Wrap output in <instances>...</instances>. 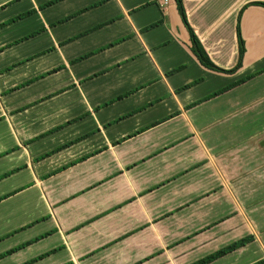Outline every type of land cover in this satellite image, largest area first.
Segmentation results:
<instances>
[{
	"label": "crops",
	"instance_id": "0c3cea01",
	"mask_svg": "<svg viewBox=\"0 0 264 264\" xmlns=\"http://www.w3.org/2000/svg\"><path fill=\"white\" fill-rule=\"evenodd\" d=\"M50 1L0 0V254L51 233L0 264H101L120 226L252 235L219 259L264 260V0H183L217 67L242 41L231 73L175 0Z\"/></svg>",
	"mask_w": 264,
	"mask_h": 264
},
{
	"label": "rangeland",
	"instance_id": "374dc122",
	"mask_svg": "<svg viewBox=\"0 0 264 264\" xmlns=\"http://www.w3.org/2000/svg\"><path fill=\"white\" fill-rule=\"evenodd\" d=\"M198 228L199 227L173 228L170 226L160 229L150 227L145 230H140L139 228L123 229L120 226L116 229V234L119 235V238H123L118 240L117 243L112 244V248L106 249L107 247H104L101 250L106 251L114 249V253L111 254V257L103 259L101 264H189L220 249L228 241V238L214 239L213 234L209 233H207L208 235H196L195 230ZM204 228L206 227L200 228L201 233L207 230H204ZM187 233L192 237L195 234V237L188 239L185 237ZM126 235L133 237L131 247H128V249L125 244L118 243L125 240ZM246 254L247 252L243 255L244 258H238L237 256H230L225 260H220L222 259L220 258L219 260L221 263L219 264L253 263L256 256L254 257L252 252ZM49 261L50 259L42 260L40 262L38 261L39 263L37 264H50L53 260Z\"/></svg>",
	"mask_w": 264,
	"mask_h": 264
},
{
	"label": "trees",
	"instance_id": "16d2710c",
	"mask_svg": "<svg viewBox=\"0 0 264 264\" xmlns=\"http://www.w3.org/2000/svg\"><path fill=\"white\" fill-rule=\"evenodd\" d=\"M56 1H58V0H52L49 3H47V5L48 4H52V3L56 2ZM175 3H176L177 10L179 12V15L181 17V20L184 23V25L187 28L188 33H189L190 50L195 55V57L197 58L198 62L203 67H205V68H207L209 70H213V71H217V72H225V73L234 72L241 64V56H242L243 50H244L242 41H240V45H239V57H240V59H239L238 63L236 64V66L233 69H231V70H223V69L217 67L210 60L208 54L204 50V48H203L202 44L200 43L199 39L196 37V35L192 31L191 27L188 25V22H187V19H186V15H185V11H184V7H183V0H175ZM28 14H29V12H27L25 14H21V15L15 17L14 19L10 20V22H13L15 20L21 19V18H23L24 16H26ZM1 26H4V24H1L0 27ZM81 58H83V57H81ZM192 84H194V83H189V84L185 85L183 87V89L190 87ZM217 93L218 92L213 93L210 96H214ZM197 102H201V101H197ZM74 142L75 141H71L69 143H66V144L60 146V147H57L56 149H54L51 152L47 153L45 156H49V155H51V154H53V153H55L57 151H60L61 149L70 146ZM7 175H9V174L7 173V174H4L3 176H0V179L3 178L4 176H7ZM49 234H51V233L50 232L44 233V234L40 235L39 237H36L35 239L29 240V241L24 242V243H22V244H20V245H18L16 247L10 249V250H7L4 253L0 254V258L3 257V256H6V255H9V254H11L13 252H16V251H18V250L30 245L31 243H34L37 240L49 235ZM252 240H253V236L252 235H247V236L241 237V238H239V239H237V240H235V241H233V242L221 247L220 249H218V250H216V251H214L212 253H209L206 256L201 257L200 259H197V260H195V261H193V262H191L189 264H210V263L214 262L215 260H218L219 258H221V257H223V256H225V255H227V254H229L231 252H234L235 250H237V249L249 244ZM59 249L60 248L58 247V248L52 249L50 251H47L45 253H42V254H40V255H38L36 257H33V258L27 260L26 262H23L22 264H32L34 262H37V261H39V260L51 255L52 253L58 251ZM66 264H70V263H66ZM251 264H264V260L263 259L262 260H258L256 262L251 263Z\"/></svg>",
	"mask_w": 264,
	"mask_h": 264
},
{
	"label": "built area",
	"instance_id": "2783aa9c",
	"mask_svg": "<svg viewBox=\"0 0 264 264\" xmlns=\"http://www.w3.org/2000/svg\"><path fill=\"white\" fill-rule=\"evenodd\" d=\"M164 2L166 3V2H167V0H164Z\"/></svg>",
	"mask_w": 264,
	"mask_h": 264
}]
</instances>
